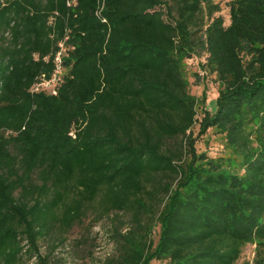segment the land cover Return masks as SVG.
I'll list each match as a JSON object with an SVG mask.
<instances>
[{"label":"trees","instance_id":"trees-1","mask_svg":"<svg viewBox=\"0 0 264 264\" xmlns=\"http://www.w3.org/2000/svg\"><path fill=\"white\" fill-rule=\"evenodd\" d=\"M227 5L0 0V264H55L41 240L90 211L101 264H264V0ZM60 52L56 94L33 91ZM193 59L218 85L201 115ZM210 130L225 155L198 150Z\"/></svg>","mask_w":264,"mask_h":264},{"label":"rangeland","instance_id":"rangeland-1","mask_svg":"<svg viewBox=\"0 0 264 264\" xmlns=\"http://www.w3.org/2000/svg\"><path fill=\"white\" fill-rule=\"evenodd\" d=\"M228 1L216 0L222 8L217 15H222L226 20V24L230 23ZM188 68L191 92L199 99L202 98L204 92L206 93V104L200 108V115L204 108L215 111L217 108L216 98L218 95V85L214 78L205 75L204 77L201 76L198 81L192 75L193 72L198 71L197 59L190 61ZM197 133L198 127L195 128V134ZM224 145V136L215 133L214 130H210L198 140L197 148L199 151H206L210 156L218 157L226 154ZM111 226L112 221L110 218L104 217L98 219L94 212L90 211L82 222L76 223L68 232L63 233L62 236L66 237L63 242L58 239L52 242L51 238L41 240V252L43 254L51 252V260L55 264H101L115 249V243L111 238ZM155 236H158V228ZM254 255L255 247L248 245L244 250L239 264H253ZM152 264H160V262L153 261Z\"/></svg>","mask_w":264,"mask_h":264},{"label":"built area","instance_id":"built-area-1","mask_svg":"<svg viewBox=\"0 0 264 264\" xmlns=\"http://www.w3.org/2000/svg\"><path fill=\"white\" fill-rule=\"evenodd\" d=\"M56 62V70L53 76L50 79H41L38 81L32 88L33 91L39 92V91H46L50 93L56 94L57 89L56 86L61 81V70H62V58H61V52L57 54L55 58Z\"/></svg>","mask_w":264,"mask_h":264}]
</instances>
